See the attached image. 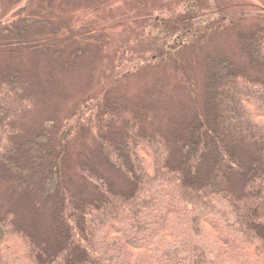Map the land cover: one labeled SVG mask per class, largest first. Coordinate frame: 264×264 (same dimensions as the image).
<instances>
[{
	"label": "trees",
	"instance_id": "1",
	"mask_svg": "<svg viewBox=\"0 0 264 264\" xmlns=\"http://www.w3.org/2000/svg\"><path fill=\"white\" fill-rule=\"evenodd\" d=\"M238 40L245 64L206 57L200 95L169 124H157L155 87L136 100L89 98L63 131L26 138L33 94L10 71L0 84V184L12 193L0 202V264H264V26ZM158 51L170 60L166 44Z\"/></svg>",
	"mask_w": 264,
	"mask_h": 264
},
{
	"label": "rangeland",
	"instance_id": "2",
	"mask_svg": "<svg viewBox=\"0 0 264 264\" xmlns=\"http://www.w3.org/2000/svg\"><path fill=\"white\" fill-rule=\"evenodd\" d=\"M1 18L13 35L0 32V84L13 70L27 81L33 102L18 133L28 138L63 131L89 98L136 100L155 87L162 92L157 124L179 122L190 93L200 95L206 57L245 64L239 34L264 26V0H3ZM75 128L76 159L83 137ZM11 194L0 184L1 203Z\"/></svg>",
	"mask_w": 264,
	"mask_h": 264
}]
</instances>
